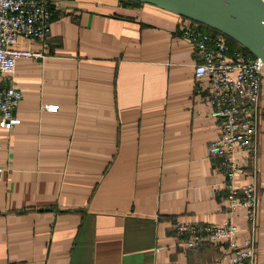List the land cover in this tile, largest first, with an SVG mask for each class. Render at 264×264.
I'll list each match as a JSON object with an SVG mask.
<instances>
[{"label":"crops","instance_id":"crops-1","mask_svg":"<svg viewBox=\"0 0 264 264\" xmlns=\"http://www.w3.org/2000/svg\"><path fill=\"white\" fill-rule=\"evenodd\" d=\"M47 1L45 58L17 59L0 76L21 94L19 124L0 129V264H228L226 242L188 249L176 230L230 221L238 246L248 237L246 213H228L224 176L208 155L220 126L181 36L190 20L132 0ZM261 85L257 264L263 75ZM238 163L235 186L252 183L246 156Z\"/></svg>","mask_w":264,"mask_h":264},{"label":"built area","instance_id":"built-area-1","mask_svg":"<svg viewBox=\"0 0 264 264\" xmlns=\"http://www.w3.org/2000/svg\"><path fill=\"white\" fill-rule=\"evenodd\" d=\"M51 21L47 0H0V76L9 78L17 59L45 58ZM208 33L192 21L181 29L182 38L194 48V76L209 81L206 103L220 126V135L209 145L208 155L218 161L217 170L224 176L228 213L232 216L237 209L246 213L248 237L238 246L235 241L238 229L230 221L219 227L177 225L176 230L187 234L185 245L188 249L226 242L228 264H257L259 192L255 180L258 132L263 118L264 64L240 45L229 42L224 35ZM31 42L40 43L42 49L31 50ZM20 99L21 94L16 89L0 83V129L10 130L19 124L15 111ZM44 110L55 112L57 107L45 106ZM239 155L246 156V163L252 168L248 173L254 181L236 187L235 177L242 171Z\"/></svg>","mask_w":264,"mask_h":264},{"label":"water","instance_id":"water-1","mask_svg":"<svg viewBox=\"0 0 264 264\" xmlns=\"http://www.w3.org/2000/svg\"><path fill=\"white\" fill-rule=\"evenodd\" d=\"M212 29L264 64L263 0H132Z\"/></svg>","mask_w":264,"mask_h":264},{"label":"trees","instance_id":"trees-1","mask_svg":"<svg viewBox=\"0 0 264 264\" xmlns=\"http://www.w3.org/2000/svg\"><path fill=\"white\" fill-rule=\"evenodd\" d=\"M203 29H205L207 32H211V33H214V34H220L219 32H216V31H214V30H212V29H209V28H206V27H203V26H201ZM229 42H231L232 44H235L232 40H230V39H228V38H226Z\"/></svg>","mask_w":264,"mask_h":264},{"label":"rangeland","instance_id":"rangeland-1","mask_svg":"<svg viewBox=\"0 0 264 264\" xmlns=\"http://www.w3.org/2000/svg\"><path fill=\"white\" fill-rule=\"evenodd\" d=\"M208 33V32H207ZM208 34H210V33H208ZM264 70V69H263ZM263 72V71H262ZM262 75L264 76V73H262ZM262 111H263V109H262Z\"/></svg>","mask_w":264,"mask_h":264}]
</instances>
